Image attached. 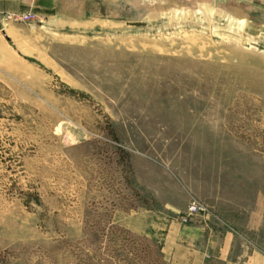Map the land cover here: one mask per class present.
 <instances>
[{
  "label": "rangeland",
  "instance_id": "obj_1",
  "mask_svg": "<svg viewBox=\"0 0 264 264\" xmlns=\"http://www.w3.org/2000/svg\"><path fill=\"white\" fill-rule=\"evenodd\" d=\"M192 229L237 236L234 254L209 255ZM253 253L264 259V0L4 1L0 264Z\"/></svg>",
  "mask_w": 264,
  "mask_h": 264
},
{
  "label": "crops",
  "instance_id": "obj_2",
  "mask_svg": "<svg viewBox=\"0 0 264 264\" xmlns=\"http://www.w3.org/2000/svg\"><path fill=\"white\" fill-rule=\"evenodd\" d=\"M10 2V7H19L21 0H0V6L3 2ZM23 5L28 4V1H23ZM190 238L195 240H204L206 242V249L209 255H233L234 249L233 245L238 241V237L232 234L223 233L221 231H203L201 229H192L189 231ZM250 259L255 260L254 263L262 262L264 264V259H261L258 254H251ZM253 263V264H254Z\"/></svg>",
  "mask_w": 264,
  "mask_h": 264
},
{
  "label": "built area",
  "instance_id": "obj_3",
  "mask_svg": "<svg viewBox=\"0 0 264 264\" xmlns=\"http://www.w3.org/2000/svg\"><path fill=\"white\" fill-rule=\"evenodd\" d=\"M197 212H205V208L198 202H194L190 207H189V214L192 215Z\"/></svg>",
  "mask_w": 264,
  "mask_h": 264
}]
</instances>
